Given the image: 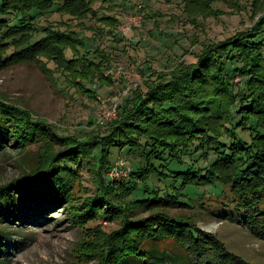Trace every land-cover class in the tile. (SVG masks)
<instances>
[{
	"label": "trees",
	"instance_id": "obj_1",
	"mask_svg": "<svg viewBox=\"0 0 264 264\" xmlns=\"http://www.w3.org/2000/svg\"><path fill=\"white\" fill-rule=\"evenodd\" d=\"M92 1L0 0V32L7 41L8 36L15 39L19 48L8 56L0 54V69L34 58L41 51L64 66L79 59L66 58L65 51L78 49L84 41L77 38L78 43H71L68 34L59 31L35 45L31 41L36 28L32 15L54 7V11L77 13L75 17L82 18L90 13L87 5ZM205 1L213 0L200 2ZM44 42L51 43L46 46ZM195 58V62L177 63L167 74L161 71L147 78L145 89L138 88L131 99L118 105L117 117L104 123L109 124L104 135L78 139L55 134L46 122L33 124L25 109L0 99L1 122L15 113L22 115L18 124H27L22 128L25 134L33 128L46 139L69 145L56 153L39 148L38 165L0 186V205L18 194L20 202L33 212L48 203L54 207L67 200L64 207L73 215L96 211L97 205H102L101 213L107 209L120 213L121 229L106 241L98 255L99 264H161L163 260L175 264H253L201 229L193 216H173L167 210L186 205L197 194L194 190L198 186L209 185L212 191L228 197L244 214L247 227L264 238V16L251 29L239 30L217 44H205ZM89 63L93 67L85 79L94 72L102 74V62ZM236 75L241 77L237 86L233 84ZM235 105L239 107L234 112ZM237 128L248 131L249 139L238 137ZM11 131L18 143L21 132ZM224 136L228 143L222 141ZM114 147L134 151L141 159L131 170V185L119 184L108 176ZM210 153L215 157L199 165ZM172 163L179 166L173 168ZM74 166L85 167L95 184V196L83 200L85 208L79 213L72 206V191L64 192L70 186L69 168ZM151 178L166 183L155 187ZM127 195L133 196L129 199ZM54 198L59 202H53ZM138 209L149 214L138 216ZM167 241L172 248L164 245Z\"/></svg>",
	"mask_w": 264,
	"mask_h": 264
},
{
	"label": "rangeland",
	"instance_id": "obj_2",
	"mask_svg": "<svg viewBox=\"0 0 264 264\" xmlns=\"http://www.w3.org/2000/svg\"><path fill=\"white\" fill-rule=\"evenodd\" d=\"M200 1L204 0H95L87 5L90 13L82 18L75 17L77 13L54 11V7L44 13L33 12L36 28L31 41L37 45L39 40H49L56 31L68 34L71 43L84 41L78 44V49L65 51L66 58L79 59L70 60L64 66L48 52L41 51L34 58L4 66L0 69V99L25 109L33 124L46 122L55 134L78 139L104 135L109 124L96 123L100 100H106L108 106L113 102L122 104L138 88L144 90L146 79L156 77V72L167 74L177 63L195 62V54L205 44H217L239 30L251 29L264 16V0H213L204 4ZM130 15H138L139 21L123 34L120 26ZM0 35V54L8 56L19 49L11 36L7 41L6 35L1 32ZM100 53L106 58H101ZM89 60L104 64L102 76L94 72L88 74V79L83 77L93 67ZM117 66L123 72L116 77L115 85L106 72ZM135 75L140 76V83L131 93L123 95ZM233 79L235 86L240 84V76ZM237 106L232 108L234 112ZM15 114L0 121V186L28 174L38 165L39 148L56 153L69 147L42 137L33 128L29 135L25 134L22 128L27 124H18L22 115ZM11 129L21 132L18 143L10 136ZM236 132L238 137L249 139L248 131L237 128ZM222 141L228 143L229 139L224 136ZM213 155L210 153L200 160L199 165L211 161ZM140 160L136 152L114 147L108 176L119 184L131 185V170ZM176 165L179 166L177 163L170 166ZM115 167L120 172L111 176V169ZM69 170L70 186L64 192L72 191V206L79 213L85 208L83 200L95 196V184L85 167L74 166ZM149 181L155 187L166 183L152 178ZM194 192L198 195L186 199V205L167 211L173 216H193L201 229L215 235L229 251L253 264H264V238L247 227L244 214L233 207L228 197L212 191L209 185L198 186ZM189 193L191 196L192 191ZM17 196L10 195L0 205V231L5 232L0 237V264H99L98 255L106 241L121 229L120 213L112 209L101 213L102 205H97L96 211L73 215L64 207L67 200L59 202L54 198L53 202H59L54 207L48 203L33 212ZM198 198L204 203L197 205ZM136 213L138 216L149 214L142 209ZM164 245L172 248L169 241ZM161 264L175 263L163 260Z\"/></svg>",
	"mask_w": 264,
	"mask_h": 264
},
{
	"label": "built area",
	"instance_id": "obj_3",
	"mask_svg": "<svg viewBox=\"0 0 264 264\" xmlns=\"http://www.w3.org/2000/svg\"><path fill=\"white\" fill-rule=\"evenodd\" d=\"M139 21V17L138 15H130L128 16L126 19H124V22L121 24L120 26V30L123 34H125V32L130 28L133 27L134 24H137ZM133 25V26H132ZM122 67L121 66H117V67H113L111 69H109L106 74L107 76L110 78L112 83H115V85H117V76L118 74L122 73ZM141 79L139 75H135V80L132 82V84H130L129 86H127L126 90L123 91V95H127L129 92L131 93L132 90H134L138 84L140 83ZM100 102V107H99V117L97 120V124H104L107 122L112 121L113 119H115L117 117V113H118V103L117 102H113V105L108 106L106 104V100L102 99L99 101ZM117 165V163H116ZM120 172V170H118L116 167L111 169L110 175H117V173Z\"/></svg>",
	"mask_w": 264,
	"mask_h": 264
}]
</instances>
